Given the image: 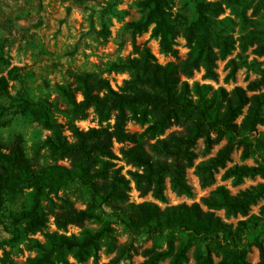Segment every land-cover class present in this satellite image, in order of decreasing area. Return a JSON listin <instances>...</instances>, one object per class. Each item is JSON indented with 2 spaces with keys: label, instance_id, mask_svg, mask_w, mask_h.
I'll return each instance as SVG.
<instances>
[{
  "label": "trees",
  "instance_id": "trees-1",
  "mask_svg": "<svg viewBox=\"0 0 264 264\" xmlns=\"http://www.w3.org/2000/svg\"><path fill=\"white\" fill-rule=\"evenodd\" d=\"M190 2L193 16L187 18L181 12L188 11L187 5L181 4L173 11L169 0H141L139 6L145 16L133 24L138 31L151 27V36L158 39L161 51L172 55L176 53L178 22L184 25L189 52L180 69L175 65L156 63L149 50L143 48L140 57L119 59L111 64V70L131 72L130 79L118 90L112 89L107 80H100L96 90L84 85L83 98L78 103L68 88L59 87L68 104L65 117L75 142L69 143L62 134V125L54 118L47 102L21 105L20 113L49 132L36 152L45 150L52 160V163L34 169L21 147H13L7 153L0 147V210L7 198H15L17 188L28 189L19 208L9 213L7 230L10 238L0 242V247L25 243L28 250L35 252V256L21 264H69V255L82 263L90 257L97 258L103 246L112 251L114 235L108 223L98 229L83 228L77 235L59 232L68 224H80L88 217L100 220L94 211L97 202L122 209L126 217L124 222L131 228L142 225L154 228L156 233H165V248L152 246L146 249L144 259L138 264H184L189 250L194 264H216L213 257L219 258L217 264H247V244L243 241L254 223L247 224L242 220L233 227L213 210L224 209L232 216L246 215L249 206L261 196L255 188L231 195L226 187L217 186L205 201L206 211L198 204L160 209L148 202L128 203L129 180L119 174L112 161L115 158L111 150L113 140L129 143L121 149V154L137 168L133 172L137 189L142 194L151 192L161 202H166V177L176 193L191 195L184 175L189 167H193L203 187L215 182L220 169H223L222 178L231 179L234 185L248 176H264V141L252 135L257 125H264V96H248L240 87L227 91L221 86L213 89L206 83L189 85L180 82L179 74L188 75L198 68L203 69L205 79L217 80L216 62L225 59L235 43L227 30L232 19L217 18L222 12L218 2ZM248 35L255 36L256 31H249ZM4 64L0 41V71ZM234 72L235 69H231L228 77L233 78ZM8 96V82L1 75L0 99ZM90 108L97 116L99 127L79 131L74 121L85 119ZM6 110L0 103V121ZM239 116L242 118L238 123ZM129 121L138 124L142 130L130 133L126 129ZM172 125H177L180 130L161 138ZM198 139L203 140L204 154L209 153L219 140L226 142L214 156L194 164L197 157L194 146ZM235 144L241 147L242 160L256 156L259 164L227 167ZM169 158L173 161L169 162ZM61 159L69 160V167L58 164ZM71 182L78 183L88 192L90 203L83 210L76 209L70 200L58 194ZM50 215L54 218L55 231L45 230ZM37 232L43 235V242L31 237ZM257 247L262 253L261 243H257ZM0 264L16 263L7 251H3Z\"/></svg>",
  "mask_w": 264,
  "mask_h": 264
},
{
  "label": "rangeland",
  "instance_id": "rangeland-1",
  "mask_svg": "<svg viewBox=\"0 0 264 264\" xmlns=\"http://www.w3.org/2000/svg\"><path fill=\"white\" fill-rule=\"evenodd\" d=\"M139 1L141 0H0V41L3 43L5 59L0 76H4L8 82L9 95L6 99H0V103L7 109L0 121L2 152L7 153L13 147H21L34 169L52 163L45 150L36 152L37 146L49 132L29 116L20 113L21 105L26 102L28 104L47 102L54 118L62 125V134L69 143H73L76 139L67 124L65 112L68 111V104L59 90L60 86L68 88L78 103L83 98L81 90L84 85L94 87L96 90L100 80H107L112 89L118 90L130 79L131 72L111 70V64L119 59L140 57L143 48H147L155 62L162 66L175 65L178 69L182 67L189 52L184 38L185 26L178 22L175 55L162 52L158 39L151 36V27L145 31H138L133 27L134 23L140 22L145 16ZM169 1L173 11L181 4L187 5L188 11H181L183 17L193 16L190 0ZM208 1L218 2L221 6L222 12L218 19L224 17L232 19L227 30L235 40L234 49L225 59L217 60V80L205 79L203 69L198 68L188 75L179 74L180 82L189 85L195 82L206 83L213 89L221 86L227 91L240 87L248 96L253 94L264 96V0ZM252 30L256 31L255 36L248 35ZM231 69H235L233 78L228 77ZM241 118L242 116H239L236 121L239 123ZM109 122L113 123V120ZM74 125L83 132L99 127L92 108L87 110L85 119L75 120ZM105 125L106 123H103V126ZM126 129L130 133H139L142 130L132 121L127 122ZM179 130L177 125H172L161 138ZM252 135L264 141V125H257ZM225 142V139L219 140L213 144L209 153L204 154L203 140L198 139L194 146L197 155L194 164L214 156ZM129 145L113 140L111 147L115 155L112 160L114 167L121 176L129 180L128 203L148 202L160 209L179 204H198L206 211L208 208L205 201L217 186L226 187L231 195L255 188L261 196L249 206L246 215H227L224 209H215L213 212L233 227L242 220L247 224L254 223V228L246 234L243 241L247 244L246 261L247 264H264V176H248L243 178L240 184L234 185L231 179L222 178L223 169H220L215 175V182L203 187L194 174L193 167H189L185 169L184 175L191 188V195L176 193L169 178L166 177L164 181L166 202H161L154 198L151 192L142 194L137 189L133 180V172L137 171V168L129 164L121 154V149ZM146 147L150 149L149 144ZM258 159L253 156L242 160L241 147L235 144L226 166L235 164L255 166L259 164ZM168 161L173 160L169 158ZM57 163L69 167L67 159L58 160ZM108 185L107 181V188ZM17 190L15 198H7L0 210V242L10 238L7 230L9 213L19 208L28 189L22 187ZM58 194L70 200L78 210L85 209L90 203L88 192L76 182L69 183ZM94 209L100 220L88 217L80 224H68L59 232L77 235L83 228L98 229L103 223H108L114 235L112 251L103 246L98 251L97 258L90 257L82 263L69 255L67 257L69 264H107L111 261L116 264H138L144 259L146 249L152 246L158 249L165 248V233H156L154 228L142 225L137 229L127 226L124 222L126 217L119 207L97 202ZM45 230H56L51 215ZM31 237L44 241L40 232ZM257 243H261L262 253ZM3 251H7L16 264L35 256V252L28 250L25 243L0 247V257ZM187 256L188 260L184 264H194L191 250ZM213 259L217 264L219 258Z\"/></svg>",
  "mask_w": 264,
  "mask_h": 264
}]
</instances>
